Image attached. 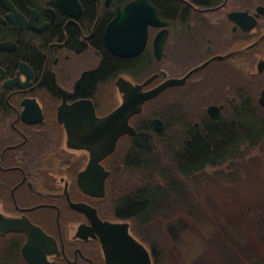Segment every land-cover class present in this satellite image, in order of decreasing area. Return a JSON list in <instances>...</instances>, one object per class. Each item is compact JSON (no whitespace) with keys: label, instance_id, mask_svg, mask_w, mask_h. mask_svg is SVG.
Instances as JSON below:
<instances>
[{"label":"flooded vegetation","instance_id":"1","mask_svg":"<svg viewBox=\"0 0 264 264\" xmlns=\"http://www.w3.org/2000/svg\"><path fill=\"white\" fill-rule=\"evenodd\" d=\"M189 74L128 117L113 152L88 150L96 118ZM263 90L264 0H0V264H32L27 245L38 264H111L106 240L142 264L127 234L161 264L163 215L192 207L185 149L263 108Z\"/></svg>","mask_w":264,"mask_h":264},{"label":"rangeland","instance_id":"2","mask_svg":"<svg viewBox=\"0 0 264 264\" xmlns=\"http://www.w3.org/2000/svg\"><path fill=\"white\" fill-rule=\"evenodd\" d=\"M263 149L261 144L258 149L238 155L224 166L206 170L197 180H191L188 185L193 196L189 200L191 210L188 212L185 207L179 212L182 216L163 215L159 229L161 264H219L215 257L222 264L253 262L250 258L253 248L249 242L244 243V237L250 239L249 229L264 234V168L259 167H264ZM248 166L254 169L246 171L244 168ZM231 214H242L241 220L246 221L247 228L241 220L236 224ZM180 218L182 221L178 222ZM227 235L237 238L239 244L231 246Z\"/></svg>","mask_w":264,"mask_h":264},{"label":"trees","instance_id":"3","mask_svg":"<svg viewBox=\"0 0 264 264\" xmlns=\"http://www.w3.org/2000/svg\"><path fill=\"white\" fill-rule=\"evenodd\" d=\"M240 114L241 115L238 119H235L227 124L226 129H212V132L209 133L208 137L196 138L194 149H185V156L180 158L182 170L187 171L190 168L193 169L194 173L196 174L194 179L197 180L198 175L200 176V174H205V169L208 166L218 167L223 162L227 163L235 159L238 155L255 150L221 149L223 142H226L228 147L245 140L253 142L257 141L256 145L258 146L261 144L264 145L262 142L264 139V109L258 106V110L253 111L249 107L244 106L242 107ZM182 152H184L183 149L179 151V154H182ZM259 167L261 169L264 168L263 166ZM247 168L244 169L246 171L254 169V167L250 166ZM177 189H179V186L176 187L173 184L163 187L162 204L164 210L166 209V204L168 203L166 202L168 196L172 193H177ZM150 194L152 196H148L146 198V216H148L150 211L156 208V206L160 203V199L155 195V191H152ZM241 216L242 214H236L232 215L231 217L234 218L233 220L237 224L239 220H241ZM240 223L243 224L244 228H247V223L245 220H241ZM248 233L250 234V239L244 237V243L249 242L250 246L253 248V254L250 256L253 262L250 264H264V234L253 229H249ZM226 237L231 246L235 247V245L239 244L237 238L231 239V235H227ZM236 251L239 252L238 249H236ZM215 260L217 262L219 261V264H222L218 257H215ZM243 261L247 263L245 257H243Z\"/></svg>","mask_w":264,"mask_h":264},{"label":"water","instance_id":"4","mask_svg":"<svg viewBox=\"0 0 264 264\" xmlns=\"http://www.w3.org/2000/svg\"><path fill=\"white\" fill-rule=\"evenodd\" d=\"M190 76H191V74L187 75L183 79L168 80L163 85L158 87L157 89L150 91V92L144 94L143 96H141V98L138 101L134 100L133 102H131V100H130L129 102L126 103V105H124L121 109L116 111L113 115L109 116L108 118H105L103 120L96 118V123H98V132L94 137V141L95 142L98 141V143H97V145L93 144V148H91V145H90L88 147L89 148L88 150L92 151L93 155L95 157H98L99 160L101 158H103V156H106L107 154H110L111 152H113V150L115 149L116 141H117L118 137L121 136L122 134L126 133V132H129V129L127 127L128 126V117L131 114H133V112H138L141 108V104L144 101L156 97L160 92H162L163 90H165L168 87L184 84ZM260 104L262 107H264V90L262 92V97L260 98ZM119 122L123 123L124 127L123 126L122 127L116 126L117 124H120ZM112 124L114 125V130L113 129L111 130ZM130 132H133V130ZM81 208H82V210H86L84 207H81ZM112 227H116V226H112ZM126 237H128V241L130 243L134 242V243L138 244V246H135L136 248H134L136 250H132V251L135 252L136 257H140V259L142 260V264H145L144 258H146V264H153L149 250L144 245L135 242L136 240L133 239L129 234H127ZM114 242L111 241L108 244V240L105 241L106 251H107V254L110 258L109 259L110 263L111 264H126L125 259L128 257L129 253L127 254L125 252L124 254H122L121 255L122 262H118L117 258H116V252L114 253V248L112 249L113 245L116 244V241H114ZM29 248H30V246H28V245L25 246V248H24V254H25L26 258L32 264H38L35 260H33L30 257ZM132 251L128 250V252H130V253H132ZM138 261L140 262L139 258H138Z\"/></svg>","mask_w":264,"mask_h":264}]
</instances>
